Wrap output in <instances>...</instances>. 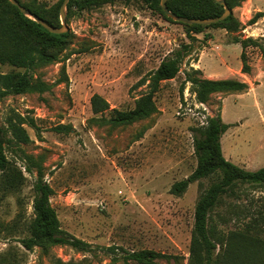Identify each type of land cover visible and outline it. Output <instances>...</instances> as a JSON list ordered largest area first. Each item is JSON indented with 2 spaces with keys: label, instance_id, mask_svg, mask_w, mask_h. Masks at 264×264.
Segmentation results:
<instances>
[{
  "label": "rangeland",
  "instance_id": "1",
  "mask_svg": "<svg viewBox=\"0 0 264 264\" xmlns=\"http://www.w3.org/2000/svg\"><path fill=\"white\" fill-rule=\"evenodd\" d=\"M39 1L53 4L58 0ZM258 7L264 11V0H245L233 10L247 25L244 37L264 36V18L259 24H248ZM67 24L74 34L67 53L73 54L36 71L54 82L52 90L0 99V125L7 127L15 113L34 117L40 130L24 124L32 141L21 147L44 158L45 178L54 189L50 200L61 227L90 243V249L55 245L26 250L16 240L25 235L33 217L35 176L26 171L14 143L7 156L25 179L15 192L0 194V256L10 260L7 264H138L112 260L114 253L108 247L121 246L173 256L154 264H189L195 204L215 180L211 176L195 181L181 196L170 192L172 184L189 176L196 166L192 128L205 124L207 116L221 113L230 124L221 138L224 156L251 170L264 167V57L259 49L247 48L251 72L242 73L239 48L228 45L231 35L221 29L207 30L214 39L204 38L207 31L195 36L182 71L162 82L155 93L158 112L111 129L91 122V96L102 95L111 108H133L135 99L147 89L135 83L175 47L190 40L182 25L166 21L136 0L103 4L73 16ZM227 48L229 61L215 75L245 81L249 87L242 92L215 93L208 102H198L190 83L184 84L190 62L201 56L204 63L212 57L219 59ZM63 63L67 84L56 82ZM10 70V65L0 63V72ZM58 125L72 129L57 131ZM211 217L225 233L249 228L264 240V185L238 183L222 196ZM13 223L17 227L12 235L6 227Z\"/></svg>",
  "mask_w": 264,
  "mask_h": 264
},
{
  "label": "trees",
  "instance_id": "2",
  "mask_svg": "<svg viewBox=\"0 0 264 264\" xmlns=\"http://www.w3.org/2000/svg\"><path fill=\"white\" fill-rule=\"evenodd\" d=\"M22 5L32 14L40 17L48 24L61 27L60 6L63 0L47 4L39 0H28ZM118 0H70L67 5L69 20L84 11L99 7ZM130 3L132 0H123ZM148 9L160 14L166 21L180 24L185 30L189 43H181L169 54L164 56L157 68L143 75L135 86L146 85L147 89L135 99L133 108H111L108 100L98 93L91 96L93 124L107 126L111 129L129 126L150 118L158 112L155 93L161 83L174 79L182 71V64L191 55L192 41L196 34L207 30L224 29L231 35L230 42L242 46V73H250L247 48L259 49L264 57V36L244 37L242 31L246 24L235 16L233 10L240 7L245 0H225L231 13L216 23L188 24L175 21L167 16L161 7V0H136ZM167 6L173 13L189 18H214L220 16L225 6L216 0H167ZM264 17V11H257L248 24H254ZM205 33V39L210 38ZM74 34L71 29L63 33H53L39 22L22 13L10 0H0V63L8 64L12 70L0 72V99L9 95H23L50 92L54 82H48L36 74L40 68L57 62L66 61L73 53H67L73 42ZM61 77L57 83H69L66 66L61 67ZM190 83L191 89L200 103L209 101L212 94L222 92H242L249 85L245 81L233 78L211 79L203 76V72L190 67L185 72L184 84ZM183 91V88L182 90ZM24 124L39 131L34 117L15 113L9 117L7 127L0 125V194L15 192L25 177L22 170L7 156V149L16 144L19 150L18 158L25 164L26 171L35 176L32 190L33 217L25 226V235L18 242L26 249L32 250L39 246L47 249L55 245H68L77 250L87 251L90 243L76 237L61 227L57 211L51 204L54 189L45 178L44 158L28 154L21 145L32 141ZM230 127L221 113L207 116L205 124L192 128L196 166L192 173L181 180L175 181L170 192L176 196L183 195L189 185L195 181L215 176V180L200 194L194 210V222L190 242L189 264H264V240L247 231L219 230L212 222L211 213L221 203L222 196L234 190L238 183L261 186L264 185V167L251 170L227 159L222 150L221 138ZM137 136L140 138L145 129ZM57 131H70L71 125H58ZM8 132L10 135L8 137ZM262 212V211H261ZM260 212V214H261ZM16 223L9 224L6 229L13 235ZM108 250L114 253L113 261L122 260L124 263L134 261L138 264H154L159 259H170L173 256L153 249L143 248L128 251L121 246H110ZM121 250L122 255L117 251ZM119 252V251H118ZM10 260L0 256V264Z\"/></svg>",
  "mask_w": 264,
  "mask_h": 264
},
{
  "label": "water",
  "instance_id": "3",
  "mask_svg": "<svg viewBox=\"0 0 264 264\" xmlns=\"http://www.w3.org/2000/svg\"><path fill=\"white\" fill-rule=\"evenodd\" d=\"M10 1H11L12 4L17 6L22 13L28 15L32 19H34L37 22H39L43 27L48 29L50 32L63 33V32H66V31L69 30V25L67 24L66 17H67V5H68L70 0H63L62 3H61V6H60V20H61V25L62 26L60 28L56 27V26H53V25H50L46 21L41 19L40 17L36 16L35 14H32L29 9H27L24 5H22L20 3L19 0H10ZM166 1L167 0H161V7L163 8V10L167 14V16L171 17L175 21L188 23V24L208 25V24L216 23L218 21H221V20L225 19L231 13V9L226 4L225 0H216V1H218L219 3H221V4H223L225 6L224 12L220 16L214 17V18H204V19L203 18H189V17H184V16H180V15H177V14L173 13L171 10H169Z\"/></svg>",
  "mask_w": 264,
  "mask_h": 264
},
{
  "label": "crops",
  "instance_id": "4",
  "mask_svg": "<svg viewBox=\"0 0 264 264\" xmlns=\"http://www.w3.org/2000/svg\"><path fill=\"white\" fill-rule=\"evenodd\" d=\"M262 8L261 7H258L256 9V11H261ZM264 18V17H263ZM259 24V22H257ZM215 30V29H213ZM221 30H224V29H221ZM226 31V30H225ZM209 32V31H208ZM227 33V32H226ZM264 34V33H263ZM199 34H196L195 36H198ZM210 38H209V42L214 39L213 38V34H211L210 32ZM228 45H234V46H238L239 48V57L241 56V52H242V46L239 44V43H232L229 41V44ZM220 47L222 46H216V48L220 49ZM229 57H230V51L229 49H225L224 52H223V56L219 59L215 58V57H212V58H209L208 61L206 63H204L202 61V56L200 58H197V59H192V61L190 62V67H194V68H198L200 69L203 74H204V77L206 78H211V79H223L221 78V76H217L215 75V73H217L220 69H222L225 65H227V62L229 61ZM241 58V57H240ZM242 62V61H241ZM189 67V68H190ZM242 68V67H241Z\"/></svg>",
  "mask_w": 264,
  "mask_h": 264
}]
</instances>
